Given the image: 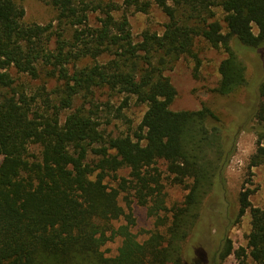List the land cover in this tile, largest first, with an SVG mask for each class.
Here are the masks:
<instances>
[{
	"label": "trees",
	"instance_id": "obj_1",
	"mask_svg": "<svg viewBox=\"0 0 264 264\" xmlns=\"http://www.w3.org/2000/svg\"><path fill=\"white\" fill-rule=\"evenodd\" d=\"M40 1L57 12V28L28 23L22 2L0 0V264H196L187 241L206 200L224 189L239 128L208 106L174 111L178 93L165 73L184 57L200 66L195 45L203 40L225 54L216 93L246 89L247 54L264 61V0ZM153 7L168 18L164 32L145 31L136 42L128 12ZM14 74L57 80L56 99L45 89L20 92ZM96 89L147 105L133 136L105 138L92 113L76 108ZM255 101L250 170L264 163V76ZM122 170L128 178H119ZM164 181L187 192L181 205L168 208ZM251 195L243 187L235 218L250 212L247 249L234 251L217 226L215 262L237 254L240 264H264V209ZM122 198L127 209L134 199L155 219L145 240L133 232ZM122 218L127 223L117 226ZM116 238L117 255L107 257L103 247Z\"/></svg>",
	"mask_w": 264,
	"mask_h": 264
},
{
	"label": "rangeland",
	"instance_id": "obj_2",
	"mask_svg": "<svg viewBox=\"0 0 264 264\" xmlns=\"http://www.w3.org/2000/svg\"><path fill=\"white\" fill-rule=\"evenodd\" d=\"M22 2L26 10V22L47 25L53 23L57 28V12L49 5L40 0H18ZM217 17L222 21L224 14L220 9H215ZM130 27L136 42L142 39L145 31L162 34L168 23V18L157 7H153L149 13L128 12ZM100 15L92 17V23L96 22ZM257 34L256 27L253 29ZM195 52L201 61L191 57L180 59L175 67L165 73L170 78L177 90L178 97L172 109L174 111L200 110L204 106L213 109L224 121L226 126L234 123L238 126V138L235 153L225 172V186L219 195L212 194L205 202L202 210V220L193 234L187 241L188 249L191 251V260H199V264H211L213 254L220 250L217 226L223 227L228 232V238L232 241L234 251L241 248L247 249L248 236L251 231V215L247 212L239 221H236L239 203V193L243 187L252 191L251 203L254 207L264 209V163L249 169L250 157L256 150L257 136L251 131L256 121L250 116L255 98L259 93V84L264 76V61L258 53H248L247 78L249 80L246 89L242 88L231 96H222L216 93L219 81L218 66L225 57L224 51L209 47L203 40H198L195 45ZM17 80L16 86L20 92H26L28 96H37L45 89L56 99L60 83L57 80L45 78L33 79L28 75L14 74ZM54 92V93H53ZM255 101V102H254ZM42 106L43 98L38 97ZM258 102V101H257ZM54 104V103H53ZM85 107L87 112L92 113L95 121L100 123L99 130L105 136L117 137L134 135L147 110V105L141 104L133 96L122 95L109 89H96L88 99H80L76 108ZM68 112L63 113V119ZM252 118V119H251ZM30 153L38 157L40 149L32 146ZM163 178L166 177L165 166H160ZM119 178H128L129 172L122 170L117 174ZM165 182V181H164ZM166 201L168 208L182 204L187 192L178 186L165 182ZM133 199V198H132ZM132 209H127L124 198L121 203L126 209V214L131 213L135 220L133 232L141 241L148 237L154 229L155 219L149 216L146 207L132 200ZM232 220H235L232 222ZM126 218L118 221L117 226L127 223ZM121 240L108 242L103 251L107 257L117 255ZM248 251V250H247ZM241 259L237 254H232L225 260L218 259L215 264H240ZM249 264H254L247 259Z\"/></svg>",
	"mask_w": 264,
	"mask_h": 264
},
{
	"label": "flooded vegetation",
	"instance_id": "obj_3",
	"mask_svg": "<svg viewBox=\"0 0 264 264\" xmlns=\"http://www.w3.org/2000/svg\"><path fill=\"white\" fill-rule=\"evenodd\" d=\"M199 262H200L199 260H198V261L195 260V263H196V264H199ZM210 263H211V264H215V260L211 261Z\"/></svg>",
	"mask_w": 264,
	"mask_h": 264
}]
</instances>
